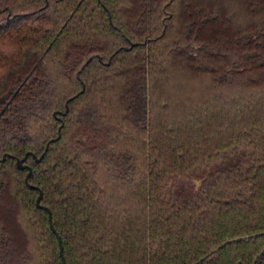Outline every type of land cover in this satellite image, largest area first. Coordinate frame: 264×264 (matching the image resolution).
<instances>
[{
  "label": "trees",
  "instance_id": "trees-1",
  "mask_svg": "<svg viewBox=\"0 0 264 264\" xmlns=\"http://www.w3.org/2000/svg\"><path fill=\"white\" fill-rule=\"evenodd\" d=\"M39 189L67 264H264V0H0V264Z\"/></svg>",
  "mask_w": 264,
  "mask_h": 264
},
{
  "label": "rangeland",
  "instance_id": "rangeland-1",
  "mask_svg": "<svg viewBox=\"0 0 264 264\" xmlns=\"http://www.w3.org/2000/svg\"><path fill=\"white\" fill-rule=\"evenodd\" d=\"M222 166L220 163L212 164L211 166H207L202 170L194 171L190 177L187 178H179L175 181L172 187L169 189V197L176 198H187L192 196L197 189H199L203 179L207 177V175L214 171L215 169Z\"/></svg>",
  "mask_w": 264,
  "mask_h": 264
},
{
  "label": "water",
  "instance_id": "water-1",
  "mask_svg": "<svg viewBox=\"0 0 264 264\" xmlns=\"http://www.w3.org/2000/svg\"><path fill=\"white\" fill-rule=\"evenodd\" d=\"M23 159L24 158H17L16 159V164L18 165V167H20V168H25V167H27L28 168V172L26 173V175H25V177H24V180L28 183V180H27V178H28V176H29V174H30V172H31V167L30 166H27L26 164H24L23 163ZM32 187H35V188H37V186L36 185H31ZM42 191H41V189H39V192H38V196H37V198H36V205L37 206H39V207H41V208H43V209H46V211H48V222H49V227H51L52 229H53V231L55 232V234H56V236H57V239H58V242H59V246H60V256H61V258L63 259V262H64V264H67L66 263V261H65V258L63 257V247H62V242H61V239H60V236H59V233L56 231V229H55V227H53V224H52V219H51V211L46 207V206H44V205H42L41 203H40V200H41V198H42Z\"/></svg>",
  "mask_w": 264,
  "mask_h": 264
}]
</instances>
